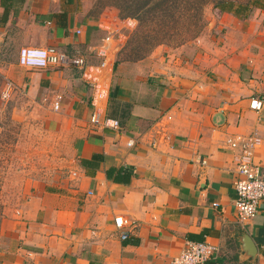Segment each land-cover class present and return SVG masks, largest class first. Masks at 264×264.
Masks as SVG:
<instances>
[{"label":"crops","instance_id":"0c3cea01","mask_svg":"<svg viewBox=\"0 0 264 264\" xmlns=\"http://www.w3.org/2000/svg\"><path fill=\"white\" fill-rule=\"evenodd\" d=\"M96 5L0 0V79L47 111L65 162L0 222V264H168L187 240L218 247L207 264H264V198L250 221H238V149L226 143L255 137L253 159L264 170V8L245 17L214 11L194 40L118 64L106 114L121 127L102 130L89 123L81 69L17 63L24 45L87 54L104 34L99 22H119L108 7L95 16ZM253 98L263 100L259 112ZM155 125L169 138L157 135L151 147L144 142ZM139 135L143 143L127 146ZM116 215L132 224L118 229Z\"/></svg>","mask_w":264,"mask_h":264},{"label":"built area","instance_id":"2783aa9c","mask_svg":"<svg viewBox=\"0 0 264 264\" xmlns=\"http://www.w3.org/2000/svg\"><path fill=\"white\" fill-rule=\"evenodd\" d=\"M124 21L111 23L108 21L99 22V27L104 34L99 41L89 47L85 53H67L56 46H21L17 54L18 65L28 69H45L50 66L70 65L81 69L82 77L90 88L91 95L89 104L91 113L89 123L98 129L119 130L121 125L118 119L106 114V105L110 93V72L112 69L113 57L118 45L125 39L127 31L136 27V20L127 17ZM121 23V24H120ZM80 29L76 33H80ZM94 58L95 61H90ZM13 83L5 79L1 89V98L7 100L11 96ZM60 104V97L54 101V108ZM249 106L252 110L259 112L263 107V100L253 98ZM159 135L163 141L168 140L169 136L162 125H155L153 131L149 133L145 144L153 147L159 144L156 136ZM144 135L139 138L127 140V146L134 145L135 142L143 143ZM226 143L233 149H238L235 155L236 169L238 176L234 181L236 198L234 206L237 212L238 221L245 223L250 221L257 212L258 203L264 198V170L253 159V149L257 143L255 137L248 138H228ZM205 163V160H202ZM72 178L77 177V172L70 173ZM216 204V203H215ZM114 224L118 229H123L132 224L128 217L116 215ZM128 237L126 230L121 231L120 238ZM217 246L205 240H187L184 248L174 256L168 264H207L217 252Z\"/></svg>","mask_w":264,"mask_h":264},{"label":"rangeland","instance_id":"374dc122","mask_svg":"<svg viewBox=\"0 0 264 264\" xmlns=\"http://www.w3.org/2000/svg\"><path fill=\"white\" fill-rule=\"evenodd\" d=\"M102 1L104 0H98V3ZM236 1L246 2L248 0ZM214 2L216 1L211 0L203 7L201 30L208 15L210 13L212 15L214 11H220L219 8L213 6ZM101 9L102 5L100 8L96 5L95 16H98ZM126 18H121L120 22ZM136 28L137 21L136 27L127 31L125 39L115 51L109 89H111L115 72L118 70V64L122 61H134L127 60V54L133 46V43L128 44V42ZM197 36L182 43L175 44L170 41L164 45L176 47L194 40ZM146 49L148 46H145L144 50ZM115 62L117 64L114 67ZM1 81L2 79H0V85L3 86L5 79L2 83ZM13 94L7 100L2 99L0 94V222L8 216L17 214L23 208L35 180L50 176L52 172L65 165L60 154L61 139L46 124L47 111L30 103L23 95Z\"/></svg>","mask_w":264,"mask_h":264},{"label":"trees","instance_id":"16d2710c","mask_svg":"<svg viewBox=\"0 0 264 264\" xmlns=\"http://www.w3.org/2000/svg\"><path fill=\"white\" fill-rule=\"evenodd\" d=\"M211 0H104L105 8L113 9L116 16L136 19L137 28L128 44H132L127 60L143 58L160 44L182 43L199 35L203 24V7ZM213 6L222 12H230L239 17L247 16L255 7L264 8V0H215ZM115 10V11H114ZM145 46L148 49L144 50ZM114 63V67L116 66Z\"/></svg>","mask_w":264,"mask_h":264}]
</instances>
